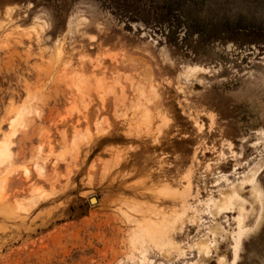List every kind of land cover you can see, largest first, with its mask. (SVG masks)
<instances>
[{"label": "rangeland", "instance_id": "rangeland-1", "mask_svg": "<svg viewBox=\"0 0 264 264\" xmlns=\"http://www.w3.org/2000/svg\"><path fill=\"white\" fill-rule=\"evenodd\" d=\"M252 173L264 0H0V264H264Z\"/></svg>", "mask_w": 264, "mask_h": 264}, {"label": "bare ground", "instance_id": "bare-ground-1", "mask_svg": "<svg viewBox=\"0 0 264 264\" xmlns=\"http://www.w3.org/2000/svg\"><path fill=\"white\" fill-rule=\"evenodd\" d=\"M157 103V102H156ZM113 128V127H112ZM117 132H118V126L116 127V129H115V131H113V133H111V138L112 139H114V140H118V134H117ZM127 138H131L132 140H134V137H132L130 134H127ZM137 140L141 143V144H143V147H144V149L145 150H147V151H153V152H156L157 150H158V148H160L161 147V145H162V143H161V141H153L152 142V145H150L149 143H148V139H143V138H137ZM136 157H138V155H136ZM254 173V172H253ZM252 173V174H253ZM251 174V175H252ZM155 175V174H154ZM153 176V175H152ZM156 176V175H155ZM167 176V175H166ZM165 176V177H166ZM164 177V178H165ZM153 178V177H152ZM159 179H161V180H157L158 182H159V184L162 182V181H165V180H163L162 178H161V176H159L158 177ZM246 180L248 181V182H251L252 183V186H253V191H254V193H256L257 194V198H262L263 196H264V193L263 192H261V189H260V187H259V185H258V182H257V180H256V176H255V174H253L251 177H246ZM155 182H156V179L154 180ZM238 189V188H237ZM223 192V191H222ZM226 192V191H225ZM240 192L238 191V190H236V188H233V187H231V189H230V191H228V193H224V194H222V197H221V194H220V199L218 200V202L217 201H215L214 202V206H215V210H217V212L218 211H220V210H222L221 208L225 205V200L226 199H228L229 201H230V203H234L235 204V206L236 207H238V209H239V212H240V214H241V212L244 210V208H243V202H242V199H241V195L239 194ZM156 195H158L157 193H155ZM168 194V193H167ZM166 194V195H167ZM157 197H159V196H157ZM169 199V198H168ZM210 201V200H209ZM211 201H213V200H211ZM92 203H96V200H93L92 201ZM161 203V205L160 206H158V207H167V205L164 203V202H160ZM168 203H169V201H168ZM170 205H173V206H175V202H173V201H171L170 202ZM147 210H148V208H147ZM150 211H151V214H149L148 212H150V211H145L148 215H146V213H144V214H141L140 216H141V218L143 219V220H137L139 223H140V225L143 227H146L147 228V226H149L150 228L152 227L151 225L153 224H156V225H154V228H155V226L157 227H160V225L161 226H163L164 225V223H165V221L167 220V218H166V212H165V210H162V211H156V210H151V209H149ZM136 211V210H135ZM134 211V212H135ZM137 212V211H136ZM141 212V211H140ZM142 213V212H141ZM131 224H134V219H133V223L131 222ZM143 227V228H144ZM164 227V226H163ZM159 229H161V228H159ZM166 229V228H165ZM148 230V229H147ZM153 230H156V229H153ZM152 230V231H153ZM159 232L157 233V235L160 233V230H158ZM240 231H241V233H242V229H241V227H240ZM149 232V231H148ZM154 232H156V231H154ZM163 232V231H162ZM148 234V233H147ZM153 234H155V233H153ZM161 234V233H160ZM156 235V236H157ZM149 236V235H148ZM155 236V235H154ZM154 236L152 235V237L154 238ZM159 236V235H158ZM162 236V234L159 236V238ZM166 239L165 240H169V237L170 236H167V235H163ZM162 236V237H163ZM163 237V238H164ZM173 237V236H172ZM157 238V237H156ZM160 240V239H159ZM161 240H162V238H161ZM239 244H240V242H239V240H238V242L236 243V245H235V249H234V255H235V257H234V260H233V263L232 264H236V261H237V259H238V247H239Z\"/></svg>", "mask_w": 264, "mask_h": 264}, {"label": "water", "instance_id": "water-1", "mask_svg": "<svg viewBox=\"0 0 264 264\" xmlns=\"http://www.w3.org/2000/svg\"><path fill=\"white\" fill-rule=\"evenodd\" d=\"M93 200H96V199L95 198H92L90 202L92 203Z\"/></svg>", "mask_w": 264, "mask_h": 264}]
</instances>
